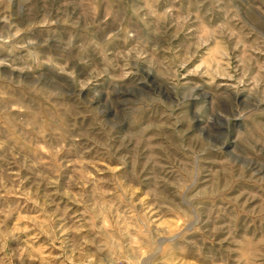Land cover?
Returning <instances> with one entry per match:
<instances>
[{"label": "rangeland", "instance_id": "1", "mask_svg": "<svg viewBox=\"0 0 264 264\" xmlns=\"http://www.w3.org/2000/svg\"><path fill=\"white\" fill-rule=\"evenodd\" d=\"M0 264H264V0H0Z\"/></svg>", "mask_w": 264, "mask_h": 264}]
</instances>
